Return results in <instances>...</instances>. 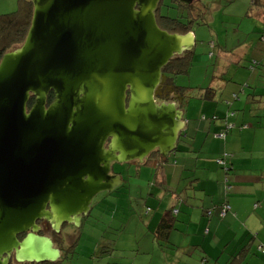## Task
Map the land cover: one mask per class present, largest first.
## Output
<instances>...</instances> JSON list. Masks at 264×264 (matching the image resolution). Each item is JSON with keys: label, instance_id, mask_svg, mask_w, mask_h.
Masks as SVG:
<instances>
[{"label": "water", "instance_id": "1", "mask_svg": "<svg viewBox=\"0 0 264 264\" xmlns=\"http://www.w3.org/2000/svg\"><path fill=\"white\" fill-rule=\"evenodd\" d=\"M30 1L22 44L0 58V264L59 261L38 220L79 227L94 197L121 185L112 163L175 152L184 109L155 91L197 42L158 25L161 0Z\"/></svg>", "mask_w": 264, "mask_h": 264}, {"label": "crops", "instance_id": "2", "mask_svg": "<svg viewBox=\"0 0 264 264\" xmlns=\"http://www.w3.org/2000/svg\"><path fill=\"white\" fill-rule=\"evenodd\" d=\"M253 15L255 26L247 36L237 38L231 51H224L209 82H187L196 53L191 54L188 73L183 75L187 80L180 77L182 84L210 86L215 91L211 99L193 98L181 108L187 123L179 141L181 152L171 153L161 164L133 165L143 180L144 171L148 174L145 182L150 190L146 199L141 197L139 211L147 206L151 212L146 219L138 216L137 222L156 241L143 249L141 264H201L202 260L206 264H264V253L258 248L264 247V11ZM210 44L214 48L216 43ZM249 49L253 50L249 53ZM209 62L215 63L213 52ZM207 72L203 65L194 76ZM225 121L235 126L223 138L214 136ZM223 151L232 155L224 169L215 162ZM174 207L178 210L173 213L174 225L167 230L161 222ZM223 207L227 208L221 215ZM107 245L96 243V252L105 255L117 250L115 241ZM117 251L134 253V257L140 253ZM155 252L157 259H153ZM135 259L115 264H138Z\"/></svg>", "mask_w": 264, "mask_h": 264}, {"label": "rangeland", "instance_id": "3", "mask_svg": "<svg viewBox=\"0 0 264 264\" xmlns=\"http://www.w3.org/2000/svg\"><path fill=\"white\" fill-rule=\"evenodd\" d=\"M199 1L201 6H198L196 13L202 12V16H204L203 21L205 23L200 26H194L193 28V32L197 38V47L193 49L194 54H196L194 57L195 62L191 69L192 75H188V80L180 75L184 77L189 84H197L202 82V80L209 82L211 78H213V66L220 63L224 51H231L230 48L235 45L237 38H242L244 35L247 36L246 32L255 26L256 20L255 15L250 16L251 14L249 15L247 13L250 0ZM17 8V0H0V14L13 12L17 10ZM169 14H173L172 9H170ZM250 35H253V33ZM211 42L214 44L216 43L214 48L211 47ZM252 50L249 49V53ZM211 52H213L214 55V64L209 62ZM203 65H207V75L195 77V72L198 68H202ZM182 80L183 79L180 77L177 79L178 83H182ZM118 166L120 167L121 165L118 164ZM128 175L126 187H121L120 190H114L112 192H102L95 196L96 198L94 197L92 201V216L96 221L98 220V222H96L98 226L96 227L99 228V230L86 231L89 227L87 223L86 227H84V231H81L78 242L75 246L70 248V252L67 255L59 259V264H115L119 262H129L134 258H136V263L141 264V259H143L141 253L143 249L146 247L150 248V241H154V238L146 232L148 230L137 222L138 216L143 214L146 219L147 214L149 215L151 212L147 206L141 208L139 211L141 197L146 199L147 194L150 192L147 187V182H145L148 174L144 171L143 180V176L140 175L139 169L134 168L132 164ZM103 194L106 195V199L108 200H103L101 196ZM105 201L111 204L107 205ZM117 205H119V207L115 210L113 207ZM113 217L117 220L112 224V231L117 232L113 234L112 231H102L100 227L102 223L105 222L104 220L111 221ZM120 218H123L124 222ZM113 241H115L114 247L117 250L133 249L140 250V253H137L134 257V253H122L117 250L114 253H107L105 255L96 252V243L99 242L102 245H106L108 243L111 244ZM154 243H156V241H154ZM118 256H122L123 258H118ZM153 259H157V252L153 254ZM183 260L182 258V261ZM55 263L57 264L58 261ZM130 263L135 264L133 261Z\"/></svg>", "mask_w": 264, "mask_h": 264}, {"label": "trees", "instance_id": "4", "mask_svg": "<svg viewBox=\"0 0 264 264\" xmlns=\"http://www.w3.org/2000/svg\"><path fill=\"white\" fill-rule=\"evenodd\" d=\"M17 2V10L0 14V57L3 53L12 50L15 46L22 44L30 25L33 9L31 1L17 0ZM180 4L181 2L179 0H161L156 12V19L158 25L162 29H165L171 33L177 32L184 34L188 31H193L194 26H200L201 24L205 23L203 21L204 16H202V12L196 13L197 10L194 13L195 16L191 20L187 18V15H182L184 14L182 13V9L181 11L180 9H178L180 7ZM170 9L173 10L172 15L169 14ZM261 10L264 11V0H250V5L247 13L251 14L253 12V14H258ZM192 53L193 51H189L183 53L182 55L174 56L169 61V63L162 68L161 81L155 91V99L157 102H175L177 107L182 108L183 106H186L188 102L193 98H200L204 100L212 98L215 89L210 86L206 88H195L191 86H186L180 82L178 83L177 81V79L181 77L180 75L183 76L188 73L189 65L191 62L190 56ZM255 64L259 63L256 61ZM52 98L53 95L49 94L48 101L50 102ZM32 102L33 98L31 99L28 106H30ZM230 114L234 115V112ZM234 126V124L232 125L225 121L222 125V128L218 130L214 134V136L223 138L225 137L227 131L233 128ZM182 138L184 137H181V139ZM179 141L175 152H181V146L179 144ZM150 157H153V159L158 161L160 164L162 163V161L167 160L163 159L157 151L151 153ZM218 160H221L222 163H219ZM231 160L232 155L228 151L221 152L215 158V162L217 163V165L223 169L227 168V164L230 163ZM146 162L145 164H153L151 161H148L147 163ZM224 209L225 207H223L221 211H223ZM174 210L176 209L172 208L171 211L169 210L171 215H167V217L164 216L163 221L161 222V224H166L167 230H169L174 225ZM209 212L211 211L207 210L208 214ZM102 246L104 248L108 247L107 244ZM258 248L263 247L261 246ZM43 264L52 263L45 262ZM57 264H59V262ZM201 264H206L205 260H202Z\"/></svg>", "mask_w": 264, "mask_h": 264}, {"label": "flooded vegetation", "instance_id": "5", "mask_svg": "<svg viewBox=\"0 0 264 264\" xmlns=\"http://www.w3.org/2000/svg\"><path fill=\"white\" fill-rule=\"evenodd\" d=\"M198 6H201L200 1L199 0H193L189 4L181 3L180 7L178 9H180V11L182 9V11H183L182 13H184L182 15H187V18H189L191 20L195 16L194 13L197 10ZM50 102L48 101V103H50ZM108 143H109V141L106 142L105 148H107ZM146 161L147 162L151 161L153 164H156V160L153 159V157L148 158ZM132 164L134 165V164H139V163H138V161L131 162V163H124V164H120L121 165L120 167L118 166L117 163L111 164V169L109 171V175L120 174L121 179H122L121 185L118 187L119 189L117 188L116 190H120L121 187L127 186L128 177H129L128 173H129V170H130V167ZM101 196L103 197V200H108V199H106L105 194H103ZM105 202L107 205L111 204V203H107V201H105ZM91 206H92V204H91ZM92 211H93V207H91L87 216H83L81 218V222H80L79 227H75L73 224L63 222L61 224L60 228L57 230L59 232H55V230L52 228L51 224L49 222H47L46 220H43V219L38 220L36 222V224L39 226V230H38L39 232L38 233L40 235L48 236L52 239L53 246L59 249L60 258H61L65 255H67L70 252V248L75 246V244L78 242L81 231H84V227H86L87 223L89 225V227H88L89 230L87 229L86 231H97L99 229L96 227V226H98V224L96 223V222H98V220L96 221L94 219V217L92 216ZM104 221L106 223H110L111 227H106L105 225H103V226L101 225L102 227H100V228L102 229V231H112L111 222L106 221V220H104ZM93 225H95V226H93ZM24 235L25 234L19 236L18 238L21 240L24 237ZM10 264H18V263H16L14 261L13 257H11Z\"/></svg>", "mask_w": 264, "mask_h": 264}, {"label": "built area", "instance_id": "6", "mask_svg": "<svg viewBox=\"0 0 264 264\" xmlns=\"http://www.w3.org/2000/svg\"><path fill=\"white\" fill-rule=\"evenodd\" d=\"M220 136V135H219ZM218 162L219 163H222V161L221 160H218ZM227 207H225V209H226ZM225 209L223 210V211H221V214L222 215H224L225 214ZM176 212V210H174V213ZM259 250L262 252V253H264V247L263 248H259Z\"/></svg>", "mask_w": 264, "mask_h": 264}, {"label": "bare ground", "instance_id": "7", "mask_svg": "<svg viewBox=\"0 0 264 264\" xmlns=\"http://www.w3.org/2000/svg\"><path fill=\"white\" fill-rule=\"evenodd\" d=\"M22 264H27V263H22Z\"/></svg>", "mask_w": 264, "mask_h": 264}, {"label": "clouds", "instance_id": "8", "mask_svg": "<svg viewBox=\"0 0 264 264\" xmlns=\"http://www.w3.org/2000/svg\"><path fill=\"white\" fill-rule=\"evenodd\" d=\"M176 212H177V210H176ZM176 212H175V213H176ZM173 213H174V211H173Z\"/></svg>", "mask_w": 264, "mask_h": 264}]
</instances>
